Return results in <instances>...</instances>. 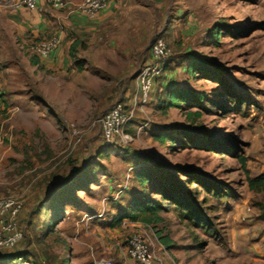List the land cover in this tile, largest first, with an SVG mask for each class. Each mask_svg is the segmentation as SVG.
I'll return each mask as SVG.
<instances>
[{"label": "rangeland", "instance_id": "1", "mask_svg": "<svg viewBox=\"0 0 264 264\" xmlns=\"http://www.w3.org/2000/svg\"><path fill=\"white\" fill-rule=\"evenodd\" d=\"M117 3L114 24L86 39L77 71L61 78L32 64L36 55L20 48L13 12L0 7V200L15 201L24 232L17 248L0 249V264H119L116 247L126 248L142 227L166 264H264V193L248 185L249 176L264 175V0ZM161 36L168 71L156 79L152 101L136 106L127 142L107 145L102 119L117 99L133 95ZM194 58L218 66V78L192 76ZM177 86L207 101L159 110L163 93ZM143 168L166 193L178 189L192 202L206 227L171 207L159 224L126 219L113 227L137 200L168 202L137 182Z\"/></svg>", "mask_w": 264, "mask_h": 264}, {"label": "built area", "instance_id": "2", "mask_svg": "<svg viewBox=\"0 0 264 264\" xmlns=\"http://www.w3.org/2000/svg\"><path fill=\"white\" fill-rule=\"evenodd\" d=\"M108 2L109 0H83L73 10L90 20H95L105 11ZM70 3L71 0H0V7L12 12L26 11L31 13L47 7L54 12V10L66 9ZM61 25V28L49 39L37 42L32 46L35 55L41 59H47L61 47L65 37V27L63 24ZM151 52L153 62L146 64L139 70L135 77L137 87L133 95L128 97V101L117 99L102 119V128L107 145L114 144L118 139L123 143L127 142L130 135L126 128L135 113L136 106L141 107L151 101L155 80L168 66L167 59L170 48L162 36L153 43ZM4 109L5 103L0 96V110ZM18 213L19 209L15 206L14 200H0V249H15L24 239V232L16 220ZM103 216V212L98 214L99 218ZM152 236L153 234L150 237L147 229L143 227L140 231L138 230L129 236L125 248L127 264H166V259L162 251L155 245ZM95 264L98 263L95 262ZM99 264H113V262L103 260Z\"/></svg>", "mask_w": 264, "mask_h": 264}, {"label": "crops", "instance_id": "3", "mask_svg": "<svg viewBox=\"0 0 264 264\" xmlns=\"http://www.w3.org/2000/svg\"><path fill=\"white\" fill-rule=\"evenodd\" d=\"M83 0H71L70 6L62 11L43 7L38 12H13L11 22L16 27L15 35L20 38V48H27V51L33 50L32 45L40 38H46L49 34H55L61 24L65 27L64 43L56 50L52 56L47 59L39 58V63L34 66L40 67L44 65V72H58L61 78L63 75L72 76L76 72L77 58L81 59L84 55V44L87 38H94L98 32H104L105 24H114L117 12H119L120 3L117 0H109L108 6L103 11L98 19L90 20L83 15L78 14L73 10L77 5H80ZM107 28V27H106ZM31 43H33L31 45ZM73 53V55H72ZM35 54V53H34ZM57 74V73H56ZM42 88V86H40ZM52 99H59L60 92L58 90L52 92ZM127 96V95H126ZM57 101V100H56ZM117 261L119 264L126 262L125 248L121 245L117 246ZM112 253V252H111ZM116 255V253H115ZM92 263V262H91Z\"/></svg>", "mask_w": 264, "mask_h": 264}, {"label": "trees", "instance_id": "4", "mask_svg": "<svg viewBox=\"0 0 264 264\" xmlns=\"http://www.w3.org/2000/svg\"><path fill=\"white\" fill-rule=\"evenodd\" d=\"M53 34L47 35L46 38H40L38 41H44L49 39ZM37 43V42H36ZM35 44V43H34ZM33 44V45H34ZM32 45V46H33ZM73 55V53H72ZM39 57L36 55L32 60V64L39 63ZM209 60L202 59V58H194L191 60L188 66V72L192 74V76L205 73L211 79H217L218 75L215 72L218 66H213ZM169 65L165 68L164 72L168 71ZM79 71H83V68L79 66ZM158 78V77H157ZM156 78V79H157ZM156 81V80H155ZM164 98L161 99L162 102L159 106V110L167 113L172 108L175 109H182L184 106L187 107H198L202 106L207 101V96L205 94L200 93L196 89H190L184 86H177L173 89L166 90L164 93ZM153 97V96H152ZM152 101V99H151ZM202 115L201 112H191L187 114V120H190L192 117H200ZM176 143V139H174ZM244 166H246V160L242 159ZM84 177H88L90 175V169L88 167L84 168ZM153 170L150 168H143L136 172V180L142 186V188L147 189L148 187L151 188L152 191H157L160 195L163 191V199L168 201L167 203H160L154 202L149 199L147 201L142 202L141 200H137L135 204L132 205L131 209L126 210L119 218H117L114 223H112L113 227L120 225L124 220L128 219L132 222H141L145 225H152V224H159L162 222L163 218L161 213L166 212L169 207L172 208L173 211L178 212L183 219H189L192 223L196 226H204L202 222V215L199 214L192 202H187L186 200L182 199L181 196H176L179 192L178 189L175 190L173 188V192L166 193V190L162 187L160 188V182H157V179L153 175ZM92 175V174H91ZM208 191H212V186L208 183L203 184ZM248 185L250 190L257 192V193H264V175L259 176L257 178L248 177ZM223 191L217 189L216 195L222 196ZM224 195V194H223ZM59 194L54 193L50 200L54 202L51 204L52 207H56L58 204ZM201 209V207H200ZM211 228H208L210 230ZM164 244H169L170 241L168 238H161L160 239Z\"/></svg>", "mask_w": 264, "mask_h": 264}]
</instances>
